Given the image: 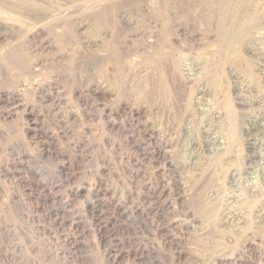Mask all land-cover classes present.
<instances>
[{"label":"rangeland","instance_id":"374dc122","mask_svg":"<svg viewBox=\"0 0 264 264\" xmlns=\"http://www.w3.org/2000/svg\"><path fill=\"white\" fill-rule=\"evenodd\" d=\"M262 129L264 0H0V264H264Z\"/></svg>","mask_w":264,"mask_h":264},{"label":"bare ground","instance_id":"6f19581e","mask_svg":"<svg viewBox=\"0 0 264 264\" xmlns=\"http://www.w3.org/2000/svg\"><path fill=\"white\" fill-rule=\"evenodd\" d=\"M255 121V120H254ZM255 124H257L256 122H255ZM260 124V123H259ZM253 128V127H252ZM255 128V127H254ZM260 128V127H259ZM258 128V129H259ZM251 129V128H250ZM261 131V133H260V135H259V137L256 135L255 136V138H253L252 136V134L250 135V137H249V139H248V159H247V163H248V167L250 168L251 167V165H252V163H254V161H255V159L257 158V151H258V147H259V145H257V144H259V143H257L258 142V140L259 139H263L264 140V129H262V130H260ZM254 132V131H253ZM212 139V138H211ZM206 141H207V139H206ZM210 141L211 142H213V139L212 140H209V141H207V142H205L204 143V146H205V149H209V144H210ZM260 148V147H259ZM260 150V149H259ZM259 156V155H258ZM259 160V159H258ZM257 161V160H256ZM66 162V161H65ZM256 163V162H255ZM254 163V164H255ZM257 164V163H256ZM255 166V165H254ZM263 169H264V167H263ZM247 170V169H246ZM249 171V170H248ZM254 172V171H253ZM72 173V172H71ZM250 174V173H249ZM248 175V174H247ZM98 190V189H97ZM99 195V194H98ZM100 201L99 200H96V202H95V204H93V205H91V208L92 209H94V208H96V209H98V207H100ZM108 204V203H107ZM115 205V204H114ZM117 205V204H116ZM116 207V206H115ZM115 209V208H114ZM122 211V210H121ZM103 212V211H102Z\"/></svg>","mask_w":264,"mask_h":264}]
</instances>
